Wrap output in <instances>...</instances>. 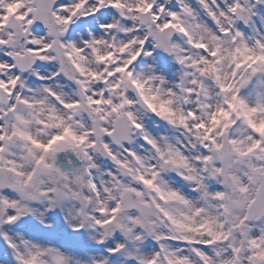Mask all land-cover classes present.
<instances>
[{"label":"snow or ice","instance_id":"6c2138e0","mask_svg":"<svg viewBox=\"0 0 264 264\" xmlns=\"http://www.w3.org/2000/svg\"><path fill=\"white\" fill-rule=\"evenodd\" d=\"M0 264H264V0H0Z\"/></svg>","mask_w":264,"mask_h":264}]
</instances>
